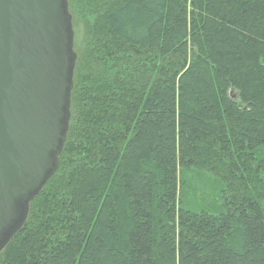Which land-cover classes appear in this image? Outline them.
<instances>
[{"label":"trees","instance_id":"trees-1","mask_svg":"<svg viewBox=\"0 0 264 264\" xmlns=\"http://www.w3.org/2000/svg\"><path fill=\"white\" fill-rule=\"evenodd\" d=\"M81 2L59 167L0 264H264V0Z\"/></svg>","mask_w":264,"mask_h":264},{"label":"water","instance_id":"water-1","mask_svg":"<svg viewBox=\"0 0 264 264\" xmlns=\"http://www.w3.org/2000/svg\"><path fill=\"white\" fill-rule=\"evenodd\" d=\"M76 62L68 0H0V253L58 170Z\"/></svg>","mask_w":264,"mask_h":264},{"label":"rangeland","instance_id":"rangeland-1","mask_svg":"<svg viewBox=\"0 0 264 264\" xmlns=\"http://www.w3.org/2000/svg\"><path fill=\"white\" fill-rule=\"evenodd\" d=\"M73 5L69 6V12L73 18V31H74V51L80 53L85 50L88 44L87 28L90 26L89 18L85 13L84 5L81 0H71ZM70 0H68V5ZM200 179V178H199ZM199 187L202 186V181L199 180ZM205 182H203L204 184Z\"/></svg>","mask_w":264,"mask_h":264}]
</instances>
